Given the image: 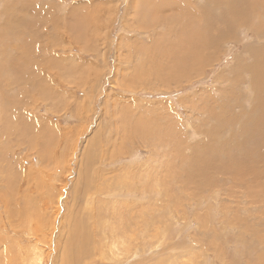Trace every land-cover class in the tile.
Returning a JSON list of instances; mask_svg holds the SVG:
<instances>
[{"label": "rangeland", "instance_id": "rangeland-1", "mask_svg": "<svg viewBox=\"0 0 264 264\" xmlns=\"http://www.w3.org/2000/svg\"><path fill=\"white\" fill-rule=\"evenodd\" d=\"M250 1L0 0V264L264 263Z\"/></svg>", "mask_w": 264, "mask_h": 264}, {"label": "bare ground", "instance_id": "bare-ground-1", "mask_svg": "<svg viewBox=\"0 0 264 264\" xmlns=\"http://www.w3.org/2000/svg\"><path fill=\"white\" fill-rule=\"evenodd\" d=\"M12 1V0H11ZM262 4H261V3ZM20 4H22V3H20ZM221 4V3H220ZM232 6H233V8H234V5L236 4V2L233 4V3H230ZM248 4H250V5H248V7H249V9L250 8H253L255 5H257V6H261L262 8H263V10H264V0H251ZM170 5V4H169ZM209 5H210V3H209ZM222 5V4H221ZM228 5L229 4H226V5H224L223 6V8L224 9H226V8H228ZM23 8L22 9H24V8H29L30 9V3H26V4H24V5H21ZM241 7H242V5H241ZM233 8H229L228 10L230 11V10H232ZM235 9V8H234ZM258 9V8H257ZM4 10V9H3ZM9 10V9H8ZM10 10H12V9H10ZM18 10H19V8H18ZM17 10V11H18ZM28 10V9H27ZM227 10V9H226ZM237 10V9H236ZM235 10V11H236ZM254 11V10H253ZM252 11V12H253ZM7 12H9V11H7ZM237 13H239L240 11H236ZM9 14H11V13H9ZM12 15V14H11ZM236 15V14H235ZM225 16H227V14H225ZM236 17H237V15H236ZM9 18H10V15H9ZM239 18V17H238ZM201 19V18H200ZM244 19V18H243ZM236 20V19H235ZM229 21V20H228ZM262 22H263V20H262ZM234 23V22H233ZM242 23V22H241ZM9 23H8V20H6L5 22H0V29H3L2 31H3V33H5V30H6V28L9 26L8 25ZM11 25V24H10ZM8 30V29H7ZM224 30V29H223ZM12 32V31H11ZM262 33H260V32H258V34L260 33V34H263L264 32H263V29H262V31H261ZM212 34V33H211ZM3 35H5V34H3ZM246 36H248L247 34H244L243 33V36H242V38L243 39H246ZM262 36V35H261ZM2 38V37H1ZM257 39L259 40V39H261L259 36H257ZM2 40V39H1ZM248 40V39H247ZM244 46L246 47V46H248V42L246 41L245 43H244ZM246 49H248V48H246ZM244 50L243 51V54L245 55V53H246V55H247V50ZM251 49V48H250ZM263 52V51H262ZM258 53V52H257ZM262 56V55H261ZM192 57V56H191ZM245 57V56H244ZM194 58V57H193ZM195 59V58H194ZM246 59V58H245ZM257 59V58H256ZM243 60V59H242ZM191 61V60H190ZM255 61V60H254ZM262 61H264V55L262 56ZM179 62H181V61H179ZM6 64H8V63H6ZM5 64V65H6ZM250 64V63H249ZM264 64V63H263ZM5 65H4V67H5ZM241 65V64H240ZM253 65V64H252ZM8 66V65H7ZM6 66V67H7ZM238 66V65H237ZM245 66V65H244ZM258 66V65H257ZM5 67V68H6ZM243 67V66H242ZM233 68V67H232ZM239 68V67H238ZM258 68V67H257ZM260 69H261V71H263L264 70V67H260ZM242 70V69H241ZM248 70V69H247ZM255 70V69H254ZM2 71V70H1ZM248 72H250L249 70H248ZM257 72H259V71H257ZM232 73V69H231V72H230V74ZM250 74V73H249ZM250 90H253V91H256V94H257V96H256V100H255V103H256V106L258 107V106H262V105H264V97H263V95H264V74L263 75H261V76H257L256 78H254V80H252V82L250 83V84H248V86L246 87V91H250ZM227 99V98H226ZM211 101H212V99H211ZM216 102V101H215ZM215 102H214V105H215ZM3 104V103H2ZM256 106H255V108H256ZM3 108V107H2ZM0 110H3V109H0ZM222 110V109H221ZM127 111V110H126ZM126 111H125V113H126ZM256 111V110H255ZM2 112V111H1ZM0 112V113H1ZM247 113H248V118H250L251 116H250V113H251V110L250 111H247ZM256 113V112H255ZM216 114V113H215ZM225 115V114H224ZM3 116V115H2ZM221 116V113L218 115V119L219 118H221L220 117ZM241 116H245L244 114H241ZM8 118V117H7ZM9 119V118H8ZM137 123V122H136ZM223 123V122H222ZM222 123H221V125H222ZM259 123L260 124H262V125H259L260 126V129H261V131H262V133H263V135H264V119H260V121H259ZM224 124V123H223ZM227 124V123H226ZM219 125V124H218ZM217 125V126H218ZM241 127H243L242 128V130L240 131V134L241 135H244L243 133H245L246 132V130H245V128H247L246 126H247V123L246 122H242L241 124ZM212 126V125H211ZM25 128V127H24ZM133 128V130L134 129H136V127H132ZM207 128V127H206ZM211 128V127H210ZM209 128V129H210ZM220 128V127H219ZM138 129V128H137ZM205 130V129H204ZM222 130V129H221ZM130 131V130H129ZM203 131V130H202ZM205 132V131H204ZM207 132V131H206ZM128 133V132H127ZM141 136H148L149 135V133H150V129L149 130H147L146 132H145V130L143 129L142 131H141V133L140 132H138ZM196 133H198V132H196ZM209 133V132H208ZM240 141V140H239ZM261 141V140H260ZM259 141V142H260ZM263 141V140H262ZM221 143H223V142H221ZM243 143V142H242ZM241 143V144H242ZM251 143H252V141H251ZM241 144H239V146L241 145ZM253 144H254V142H253ZM250 145H252V144H250ZM260 145H262V148L264 149V146H263V144H260ZM223 147V146H222ZM214 148V147H213ZM216 148V147H215ZM224 148V147H223ZM212 149V147L210 148V150ZM225 149V148H224ZM223 150V149H222ZM259 151H262V150H260V148L258 149ZM257 150V152H259ZM236 151V150H235ZM222 152H224V151H222ZM227 152V151H226ZM251 152V151H250ZM255 152V151H254ZM210 153H211V151H210ZM215 153H217V152H215ZM219 153V152H218ZM217 153V154H218ZM225 153V152H224ZM246 153V152H245ZM231 154V153H230ZM237 154V153H236ZM257 154H260V152L259 153H257ZM262 154V153H261ZM215 155L216 154H214V153H212V158H216L215 157ZM246 155V154H245ZM247 155H249L248 153H247ZM254 155H255V153H254ZM264 155V154H263ZM217 156H219V154L217 155ZM230 155H229V153H228V158H230L229 157ZM232 156H234V154L232 155ZM256 156V155H255ZM208 157H209V155H208ZM257 157H259V156H257ZM261 157H263V156H261ZM261 157L259 158V161L261 162ZM226 160V159H225ZM237 161H239V160H237ZM237 161H234L233 162V160H232V162L230 163L231 165L232 164H234V163H236ZM241 161H242V159H241ZM214 162V161H213ZM229 162V161H228ZM258 162V161H257ZM256 162V163H257ZM191 163H192V161L190 160V163H188L187 165H186V170L188 171V173L192 176V175H195V176H198L199 175V171H200V166L202 165V164H195V166H192L191 167ZM252 163H254L253 161H252ZM208 164H211V163H208ZM260 164V163H259ZM212 165H215V164H212ZM239 165H243L241 162H238V163H236V166H239ZM251 166V165H250ZM231 167V166H230ZM262 167V170H261V172H264V170H263V166H261ZM229 168V167H228ZM233 169V168H232ZM242 169L244 170V169H246V170H244V171H242ZM258 169L259 168H257L256 166H252L251 168L250 167H246V168H243V167H241V169L239 170V171H241V173H247V175L248 174H251V175H254V174H256V172L258 171ZM214 170V169H213ZM130 172V171H129ZM233 173H235L236 172V169H234L233 171H232ZM238 172V171H237ZM235 173V175L238 177V175H240L239 173ZM260 172V171H259ZM211 173H214L213 171L211 172ZM232 173V174H233ZM226 172H225V176H226ZM232 174H231V176H232ZM214 175V174H213ZM220 177H221V175H219ZM218 176V177H219ZM223 177V176H222ZM229 177V176H228ZM224 178V177H223ZM223 178H221V179H223ZM232 178V177H231ZM251 178V177H250ZM210 179V178H209ZM240 179V178H239ZM224 180H225V178H224ZM213 181V180H212ZM250 181V180H249ZM208 182V181H207ZM197 184H198V182H197ZM260 185V184H259ZM262 185V184H261ZM206 186V185H205ZM256 186H257V183H256ZM251 190V189H250ZM257 195V194H256ZM255 196V195H254ZM251 205V204H250ZM243 210V209H242ZM251 211V210H250ZM246 212V211H245ZM247 213H249V212H247ZM27 216V214L24 216V218ZM250 216L251 215H249V217L248 218H250ZM41 217V216H40ZM255 217V216H254ZM27 218V217H26ZM253 220H255L254 218H253ZM38 221V220H37ZM121 225V224H120ZM30 227V226H29ZM121 227V226H120ZM202 227V226H201ZM262 227V226H261ZM130 228V227H129ZM120 229H122V228H120ZM127 231V230H126ZM122 234H124L125 235V231L122 233ZM126 234H127V232H126ZM215 234V233H214ZM214 234H213V236H214ZM78 235V234H77ZM123 235V236H124ZM119 236V235H118ZM120 236H121V234H120ZM125 236H127V235H125ZM130 237V236H129ZM114 238V237H113ZM112 238V239H113ZM117 235H115V238L113 239V241H117ZM72 239V238H71ZM83 239V238H82ZM124 239V238H123ZM119 240V239H118ZM125 240H123V242H124ZM126 241H127V239H126ZM215 242V241H214ZM112 243H114V242H112ZM217 243V242H216ZM221 243V242H220ZM260 243V242H259ZM80 244V243H79ZM78 243H76V244H74V246H73V250H71L70 249V247H67L66 248V252H65V256L66 257H69L70 259L68 260V262L69 261H71L72 259L73 260H75V258H72V257H70V255H75V249H76V251H77V254H82V253H84L85 251L84 250H81V245H79ZM86 244V243H85ZM87 245V244H86ZM110 245H113V244H111L110 243ZM140 245V244H139ZM114 246H115V244H114ZM87 248H88V251H92L91 250V248H89L88 247V245H87ZM70 250H71V252H73V253H70ZM147 250V249H146ZM86 255V254H85ZM17 256V255H16ZM38 257H36V264L39 262V260H40V256L39 255H37ZM65 257V258H66ZM72 258V259H71ZM34 259V258H33ZM85 259V258H84ZM68 262H66V263H64V264H68ZM161 262V261H160ZM163 262V261H162ZM1 263L3 264V259L1 260ZM35 263V262H34ZM165 263V262H164ZM9 264H11V263H9ZM71 264V263H70ZM259 264H264V263H259Z\"/></svg>", "mask_w": 264, "mask_h": 264}]
</instances>
